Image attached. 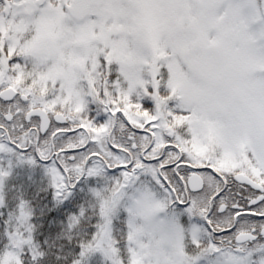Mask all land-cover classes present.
Returning a JSON list of instances; mask_svg holds the SVG:
<instances>
[{
    "label": "snow or ice",
    "instance_id": "1",
    "mask_svg": "<svg viewBox=\"0 0 264 264\" xmlns=\"http://www.w3.org/2000/svg\"><path fill=\"white\" fill-rule=\"evenodd\" d=\"M95 257L264 264V0H0V264Z\"/></svg>",
    "mask_w": 264,
    "mask_h": 264
},
{
    "label": "trees",
    "instance_id": "2",
    "mask_svg": "<svg viewBox=\"0 0 264 264\" xmlns=\"http://www.w3.org/2000/svg\"><path fill=\"white\" fill-rule=\"evenodd\" d=\"M43 181V180H42ZM12 183L17 184V185H23L24 191L27 193H31L32 195H35L37 188L40 187L42 185V183L39 182H35V181H31V182H23V181H18L17 179H13ZM31 195V196H32ZM38 202L40 203L41 206L43 205H48L51 206V200H50V196H48L46 199L39 196L37 198ZM63 207L61 210H56L53 211L52 213H50L49 215L51 216H56V217H62L63 216ZM56 229H53V231H55ZM90 264H100V259L99 257H95L92 259V261L90 262Z\"/></svg>",
    "mask_w": 264,
    "mask_h": 264
},
{
    "label": "flooded vegetation",
    "instance_id": "3",
    "mask_svg": "<svg viewBox=\"0 0 264 264\" xmlns=\"http://www.w3.org/2000/svg\"><path fill=\"white\" fill-rule=\"evenodd\" d=\"M17 172L19 173V175H23L24 177L26 178H29V176H32L33 174L34 175H38L41 177V179L43 180V175H42V171L39 169V168H36V169H29L27 167H24V168H20V169H17ZM27 194L29 196H31L32 194L27 192ZM40 196L43 197V198H47L48 196H50V193L48 194H45V193H40Z\"/></svg>",
    "mask_w": 264,
    "mask_h": 264
},
{
    "label": "rangeland",
    "instance_id": "4",
    "mask_svg": "<svg viewBox=\"0 0 264 264\" xmlns=\"http://www.w3.org/2000/svg\"><path fill=\"white\" fill-rule=\"evenodd\" d=\"M42 175H43V173H42ZM17 177H18V179H21L22 180V175H18ZM23 180H26V179H23ZM27 181H30V180L27 179Z\"/></svg>",
    "mask_w": 264,
    "mask_h": 264
}]
</instances>
